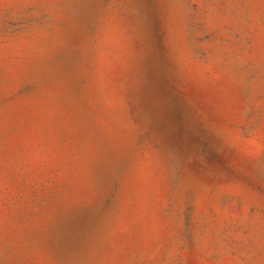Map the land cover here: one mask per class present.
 I'll return each instance as SVG.
<instances>
[{
	"label": "rangeland",
	"instance_id": "obj_1",
	"mask_svg": "<svg viewBox=\"0 0 264 264\" xmlns=\"http://www.w3.org/2000/svg\"><path fill=\"white\" fill-rule=\"evenodd\" d=\"M0 0V264H264V0Z\"/></svg>",
	"mask_w": 264,
	"mask_h": 264
},
{
	"label": "snow or ice",
	"instance_id": "obj_2",
	"mask_svg": "<svg viewBox=\"0 0 264 264\" xmlns=\"http://www.w3.org/2000/svg\"><path fill=\"white\" fill-rule=\"evenodd\" d=\"M103 7V0H79L78 12L87 17H95L99 9Z\"/></svg>",
	"mask_w": 264,
	"mask_h": 264
}]
</instances>
